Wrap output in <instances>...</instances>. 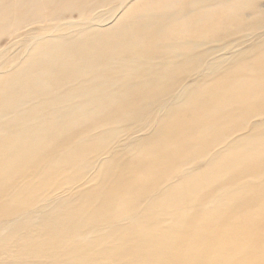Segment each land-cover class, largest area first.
Masks as SVG:
<instances>
[{"label": "bare ground", "instance_id": "1", "mask_svg": "<svg viewBox=\"0 0 264 264\" xmlns=\"http://www.w3.org/2000/svg\"><path fill=\"white\" fill-rule=\"evenodd\" d=\"M2 35L0 264H264L261 0H0Z\"/></svg>", "mask_w": 264, "mask_h": 264}, {"label": "rangeland", "instance_id": "2", "mask_svg": "<svg viewBox=\"0 0 264 264\" xmlns=\"http://www.w3.org/2000/svg\"><path fill=\"white\" fill-rule=\"evenodd\" d=\"M261 2L263 4V6H264V0H261ZM66 15L67 14H65V16H64L66 21L72 22V23H76L78 21L77 17L69 18L70 15L69 14L67 16ZM104 24H106V23H104ZM47 36H49L48 38H54L57 35L49 33V35L47 34ZM12 42H13V39L9 35H2L1 38H0V46L2 48H8L12 44ZM21 52H22V49L18 48V49H16V51L13 52V54L17 55V53H21ZM249 264H252V263H249Z\"/></svg>", "mask_w": 264, "mask_h": 264}]
</instances>
